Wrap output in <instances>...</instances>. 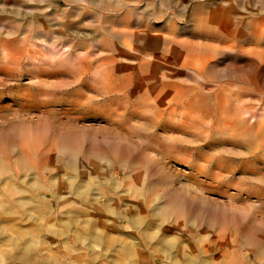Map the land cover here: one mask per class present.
Masks as SVG:
<instances>
[{"label":"rangeland","instance_id":"rangeland-1","mask_svg":"<svg viewBox=\"0 0 264 264\" xmlns=\"http://www.w3.org/2000/svg\"><path fill=\"white\" fill-rule=\"evenodd\" d=\"M0 264H264V0H0Z\"/></svg>","mask_w":264,"mask_h":264},{"label":"bare ground","instance_id":"bare-ground-1","mask_svg":"<svg viewBox=\"0 0 264 264\" xmlns=\"http://www.w3.org/2000/svg\"><path fill=\"white\" fill-rule=\"evenodd\" d=\"M84 1V0H83ZM222 2H228V1H231V0H221ZM233 1H237V0H233ZM247 2L249 1H252V0H245ZM67 2V1H66ZM260 2V1H259ZM209 7L210 6H199V7H196L195 10H194V13H198V11L202 10L203 12H208L207 14H209ZM109 8V7H108ZM107 8V9H108ZM112 9V8H111ZM232 9V8H231ZM69 10V9H68ZM72 10V9H71ZM64 11V10H63ZM68 12V11H67ZM84 14V13H83ZM207 14H205L207 16ZM215 15V14H214ZM209 16V15H208ZM214 17V16H213ZM208 21V20H207ZM65 23V22H63ZM206 23H209V22H206ZM67 24V23H65ZM63 26V25H62ZM61 26V27H62ZM95 31V29H94ZM145 69V68H144ZM89 177L91 178V176L89 175ZM89 178V179H90ZM200 206V205H199ZM207 208V206H206ZM214 208V207H213ZM198 209L199 207H197L196 205V202H192V200H189L187 202H183V201H179V194H178V197L175 196V199L173 200V202L171 204H169V208L166 209V211L164 213H170V212H175V213H179V217H184L186 220L190 221L192 219H196L197 215L195 212H198ZM201 214H205L204 218H206V220L208 222H216L217 221V218L218 220L223 218V221H230L231 222L233 221L231 218H230V215L229 217L227 216V213L226 212H221V213H212L209 209H206V210H201L200 211ZM198 214V213H197ZM200 214V213H199ZM230 220H229V219ZM205 222V221H204ZM219 222V221H218ZM218 224V223H217ZM220 224V223H219ZM203 226V225H202ZM220 226V225H218ZM217 226V227H218ZM223 226V225H221ZM194 227V226H193ZM225 227V226H224ZM217 229V228H216ZM222 229V228H221ZM223 230V229H222ZM239 231V230H238ZM99 233V232H97ZM238 233V232H237ZM88 234V233H87ZM90 234V233H89ZM227 234V233H226ZM231 234V233H230ZM248 234V233H247ZM93 235V234H92ZM91 236V235H90ZM94 236V235H93ZM165 236V235H164ZM79 237V236H78ZM98 237V236H97ZM166 237V236H165ZM236 237V236H235ZM93 238V237H92ZM95 238V237H94ZM164 238V237H163ZM101 239V238H100ZM98 240V239H97ZM100 241V240H99ZM133 244V243H132ZM169 245V243L167 242H164V248H166L167 246ZM122 246V245H121ZM183 252V251H182Z\"/></svg>","mask_w":264,"mask_h":264}]
</instances>
